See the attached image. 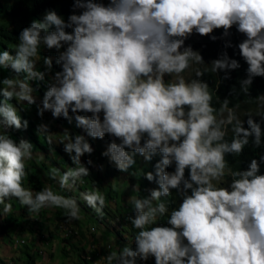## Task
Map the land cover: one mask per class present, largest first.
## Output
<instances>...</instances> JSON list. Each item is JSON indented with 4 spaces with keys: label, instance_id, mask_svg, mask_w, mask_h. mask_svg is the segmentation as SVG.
<instances>
[{
    "label": "clouds",
    "instance_id": "obj_1",
    "mask_svg": "<svg viewBox=\"0 0 264 264\" xmlns=\"http://www.w3.org/2000/svg\"><path fill=\"white\" fill-rule=\"evenodd\" d=\"M71 7L81 11H73L67 21L55 11L32 20L20 31L14 55L0 51V69L14 74L0 79V218L12 212L15 199L33 215L55 208L66 221L78 220L79 200L70 193L88 175L80 157L93 151L83 135L72 136L65 129L58 140L77 166L52 168L50 176L69 194L51 186L39 191L24 187L33 145L7 134L28 127L11 102L15 100L36 105L38 116L50 111L69 124L74 118L89 137L117 138L119 142L111 140L102 155L121 172L135 163L134 154L146 161L159 154L154 173H144L157 187L147 197L129 201L134 247L110 251L104 264H137V258H153L154 264H264V154L242 169L227 168L225 161L226 153L240 154L245 146L264 144V95L255 97V112L242 116L239 105L230 106L228 99L214 108L209 86L200 78L219 71L228 79L240 63L224 51L210 67L201 68L200 52L184 46L193 32L208 35L223 29L227 36L235 26L245 37L237 47L247 64L239 93L248 96L254 78L264 77V0H74ZM40 45L58 51L60 71L52 74L37 104L30 81H44L52 69L51 57L45 56L44 70H37ZM192 66L193 78L186 79L183 73ZM229 130L231 139L226 140ZM38 131L52 142L47 125L41 124ZM173 164L174 171H165ZM226 175L231 181L225 187ZM172 190L179 203L169 207L162 198ZM78 196L103 215L104 193L94 188ZM20 238L25 239L19 236L13 243ZM42 246L39 264L46 260Z\"/></svg>",
    "mask_w": 264,
    "mask_h": 264
},
{
    "label": "trees",
    "instance_id": "obj_2",
    "mask_svg": "<svg viewBox=\"0 0 264 264\" xmlns=\"http://www.w3.org/2000/svg\"><path fill=\"white\" fill-rule=\"evenodd\" d=\"M73 2L74 0H18L17 2L12 4L10 14L9 12H7V15H4L5 18L9 19V23L4 24L0 21V51L7 50L10 52V54H15L16 47L20 42L19 33L21 30H19L18 28V23L26 24L34 19L43 20V17L48 11H55L65 21H67L68 15L73 11H75L76 14H79V12L81 11L80 9H72L71 6ZM103 2L107 3L108 0H103ZM3 5L4 0H0V6ZM65 30L70 31V29ZM222 32L223 29H214L211 34L200 35L202 38H204L205 36L210 37V35L216 36L215 40L211 39L213 51H202V54L205 57L211 54L210 57H206L209 59V65L207 66L210 67L211 61L218 58L220 53L226 51L230 58L238 60V62L240 63V68L231 70L228 79H224L223 73L219 71L217 73H212L209 71L205 73L200 79L207 82L209 86V91L213 96V100L211 101V103L214 108H218L225 99H228L230 106L238 104L239 110L244 108L245 112H255V108L257 107L255 97L264 95V77L254 78L253 84L250 86L248 96H244L242 93H239V81L246 76L247 64L239 55V49L237 45L245 37L242 33L236 30L235 26H232L229 29V34L227 36H223ZM226 41L231 42V47H225ZM60 51H63V46ZM38 53L41 64H36L37 70H44L43 58L45 56L51 57L52 59V69L46 74L44 81H30L31 86L34 89L33 95L42 99L43 94L48 87L47 83L51 80L48 74H53L57 71H60V65L56 63L58 51L55 48L48 49L44 45H40ZM13 75L14 74L10 69H0V79H3L5 77L10 78ZM166 82L168 81L166 80ZM233 89L236 90L237 94H233ZM37 97L36 101L37 104H39L40 99H38ZM11 102L17 108L18 115H20L22 119H26L28 121V127L27 129L19 130L14 128L9 129L7 134L17 142L20 139H24L30 142L33 145L32 151L44 150V154L36 156L26 165V176L23 178L24 187L30 188L33 191H39L46 187L45 180H47L49 177L48 173L44 176V178L40 174L42 167L46 168L49 171V166L56 167L61 170H67V168L69 167L77 166L71 161L70 154L68 155L66 152H64L63 144L60 143L59 140L56 143H49L48 140L44 138L45 134L38 131L39 126L41 124L47 125L48 132L51 133V137H53L54 133L57 132L58 128L64 130L67 129L69 134L72 136L83 135L85 139H87L89 136H87L82 128L76 127L75 120H73L71 124H69L63 117L53 118L51 116V119L49 120L44 115H37L36 105H28L26 102L17 104L15 100H12ZM242 119H246V117H242ZM254 119L258 120L259 117H254ZM261 126L262 128H264V123H262ZM63 131H60V135L63 133ZM113 139H116V141L119 142L117 138L111 137L109 136V134H105L102 139L90 138L89 144H91L92 146V143L98 141L99 147L95 151V154H93L92 152L85 153L80 157V165L88 168V175L81 177V179L77 181L75 186L76 189H73L70 194L78 198L81 210L87 214V212H93L94 210L89 208L84 203V201L79 198L78 192L92 191L95 188V190L104 193L106 200L110 197L111 192H116L113 199L115 200L113 211H115L116 219H119L118 223L128 224V226H130L133 231L132 235H134L136 230L132 228L128 220V214H132V211H130L131 208L127 206V202H124L125 199L122 196L123 192L121 190L114 191L112 187L113 184L122 187L124 184H127L126 179L129 178L131 182L135 184V186H133L132 188L139 197L144 190V187L147 185L148 180L145 177L137 178V180H135V178L131 176L130 173L125 174L124 172L117 170L114 164H112L108 158L102 155L105 147L107 148L108 143ZM230 139L231 131L229 130L226 136V140ZM48 149L51 150L52 158L51 162L45 165L44 161L47 160L46 156ZM260 154H264V144H262L260 147H254L251 144L245 146L240 154L226 153V167L233 170L246 168L249 160L251 158L258 157ZM93 156L95 158H93ZM159 159L160 156L159 154H157L153 156L151 160L146 161V172L152 171L154 173V165ZM89 160L92 161L91 164L88 163ZM165 171H174V164L166 166ZM260 171L264 173V164L261 165ZM187 175L188 172L187 169H185L186 178ZM153 181L155 182V179ZM60 190L65 195L69 194L63 189ZM116 197L118 199L122 197V201H118ZM166 199L168 201H171L172 197L169 196L166 197ZM11 202L13 204L12 212L9 213L6 218H0V263L18 264V261H20L21 257L23 259L22 261H24L25 264H36L39 247L47 243L48 239H50L52 235V233H49L48 238H44L43 236L39 235L41 233L39 230L45 222L52 218L49 214L55 208L42 209L38 215H34L35 217H33L31 221L30 217L31 215H33L31 212H29L26 208H17L15 206V203L17 204L19 202H16L15 199H12ZM60 211H58L57 209L58 221H66L65 215L62 211ZM159 223L163 224V222ZM77 224V229L73 230L72 234L67 235H64V230H62L59 226L58 232L60 234L62 233L61 241L63 242V258L66 257L68 260L73 262V264H91L86 258L88 253L85 250L87 249L86 247L89 246L91 241H93L92 244H95V238L93 239L92 237L94 233L89 230V235H91L89 238V235L86 232L87 228L81 225L79 222H77ZM30 231H33V235L37 240L33 251L30 253V250L24 249L22 250V252L16 254L15 257H11L8 262H5L2 258V255L7 252L8 247L10 248V244H12L13 238L17 236H25L27 235V232ZM27 243H25L24 247L27 245ZM66 247L67 249H65ZM90 250L91 255L95 257L98 249L91 248Z\"/></svg>",
    "mask_w": 264,
    "mask_h": 264
},
{
    "label": "rangeland",
    "instance_id": "obj_3",
    "mask_svg": "<svg viewBox=\"0 0 264 264\" xmlns=\"http://www.w3.org/2000/svg\"><path fill=\"white\" fill-rule=\"evenodd\" d=\"M17 1L18 0H4V5L0 6V21L2 23H4V24L9 23V19L5 18L4 15H7V12H9V14H10L11 5ZM3 18H5V19H3ZM30 23L31 22H28L26 24L18 23L19 30H22L24 27L29 26ZM184 46H186V47L191 46L194 50H197L200 52V54L203 57L204 64L199 65L198 67H205V66L209 65V59L206 57H210L211 54L207 55L206 57L202 54L203 50L213 51V45H212V42H211V39L209 36H205L204 38H202L199 34L193 32L190 36H188L187 39H185ZM36 64H38V65L41 64L40 59L36 60ZM193 67H196V66H192L189 69H186L185 72L183 73V75L185 76L186 79H192L193 78V75H192L193 74V71H192ZM48 76L51 78L52 73H49ZM165 79L172 80V79H174V76H167L166 75ZM49 83H51V80L47 84H49ZM38 99H40V98H38ZM256 108H255V110H256ZM237 111L242 116L243 113L245 112V109L244 108H242L240 110L237 109ZM69 114L71 115V111ZM78 114H85V113H78ZM43 115L46 116L49 120L51 119V112L50 111H45ZM87 115L90 116L91 114L87 113ZM73 120H75V119L73 118ZM63 130L64 129H59V128L57 129V132L54 133V135L52 137L51 143L58 142V138L60 136V131H63ZM90 138H92V137H88L85 140L89 143ZM90 147L93 148L92 153L95 154L96 153L95 151L99 147L98 141L95 143H92V146L90 144ZM105 150H106V147H105L104 151ZM42 154H44V150L32 151V158L26 162V165L33 158H35L38 155H42ZM67 154L69 155V153H67ZM46 157H47V160L44 161L45 165H47L49 162H51L52 153H51L50 149L47 150V156ZM93 158H95V157L93 156ZM106 158H108V157H106ZM134 160H135V163L128 169V171H126L124 173L125 174L130 173L131 176H133L135 178V180H137V178L145 177L144 173L147 170L146 160H144L143 156H141L139 154H134ZM52 168H56V167H50L49 166V171L46 168L42 167L40 174L44 178V176L48 173L49 177L47 180H45L46 186H51L55 191L62 192L59 188L57 180H53L50 176V170ZM230 181H231V177H228L226 175L225 179H224V183L222 184V186L226 187L227 184L230 183ZM126 182H127V184H124L122 187L119 185L117 186L116 184H113L112 189L114 191L121 190L123 192L122 196L125 199L124 202H127L126 203L127 206H129L131 208L130 211H132V213H133L134 210H133L132 205L130 204L129 201L133 196L138 197V194H136V192L132 188L133 186H135V184L133 182H131V180L129 178L126 179ZM134 182H136V181H134ZM155 187H157V185L154 181H148L147 185L144 187V190L140 194L139 198L147 197L150 194L151 189H153ZM115 194H116V192H111L110 197L107 198L108 201L105 199L106 201H105V206L103 208V215L97 214L95 212V210L93 212H87V214L81 210L80 218L77 220V222H79L81 225H83L87 228L86 232L88 235H89V230H91V232L94 233V235L92 237H93V239L95 238L94 239L95 245L100 248V252L97 255L95 254V257L100 258V263H103V264H104L105 257L109 254L110 251L115 250V251L119 252L125 246L134 247V244L131 243V240L133 237V235H132L133 231H132L131 227L128 226V224H126V223H118L119 219L115 218L116 214H115V211H113L114 206H115V200H113ZM170 196L172 197L171 201H168L166 198H162V199H164L165 203L169 207H173V206H175V203H179V198H178L175 190H172ZM121 199H122V197L120 199L117 198L118 201H120ZM15 206L17 208H26L29 211L28 206H26V205H20L19 203H17V204L15 203ZM58 211H60V209H58ZM51 212H53V213H51ZM51 212L49 215L53 219L51 218L47 222H45L42 225L41 229L39 230L41 232L39 235L43 236L44 238H48L49 233H52L51 238L48 239V242L43 244V246H42L43 250L45 251L44 257L46 258V260L44 261V264H73V262L68 260L66 257L63 258V254H62L63 242L61 241V238H62L61 234L62 233L60 234L58 231H59V226H60V228L62 230H64L65 234H69L70 230L73 231V230L77 229L78 224H77L76 220H67V221L62 220L59 222L58 218H57V209H54ZM33 217H35V216L31 215V217H30L31 221H32ZM160 222L164 223L165 221L161 220ZM91 228L95 229V231H92ZM90 236L91 235H89V238H90ZM17 237H19V236H17ZM20 237H24L28 241L27 245L25 247H24V245H22L21 247H18L13 243L14 238H16V237H14L13 240L11 238L12 244H10V248L8 247L7 252H5L2 255V258L5 262H8L11 257H13V256L15 257L16 254H18L19 252H22V250H24V249L30 250V253L33 251V249L35 247V243L37 241L33 235V231L27 232V235L20 236ZM92 243H93V241L90 242V244H92ZM90 244L88 247H86L87 248L85 250L86 252H88L90 250ZM53 246H54V248H53ZM106 246H109V249H106ZM65 249H67V247ZM22 260L23 259L20 257V261H18V264H25V262ZM40 262H43V260H42L41 256L38 255L36 264H39ZM144 263L154 264V259L149 258V260L147 262H140L137 258V264H144ZM0 264H3V263H0Z\"/></svg>",
    "mask_w": 264,
    "mask_h": 264
},
{
    "label": "built area",
    "instance_id": "obj_4",
    "mask_svg": "<svg viewBox=\"0 0 264 264\" xmlns=\"http://www.w3.org/2000/svg\"><path fill=\"white\" fill-rule=\"evenodd\" d=\"M130 216V214H128V217ZM91 229H93V228H91ZM72 233V231L70 230L69 231V234H71ZM15 244L16 245H19V246H22V245H24L25 244V239H23V238H20V239H18V240H16L15 241ZM91 248H97V247H95L93 244H91L90 245V249ZM98 249V251L96 252V255L100 252V250H99V248H97ZM106 249H109V246H106ZM86 258L89 260V262H91L92 264H103V263H100V258H97V257H93L92 255H87L86 256ZM146 264H148V263H146Z\"/></svg>",
    "mask_w": 264,
    "mask_h": 264
}]
</instances>
